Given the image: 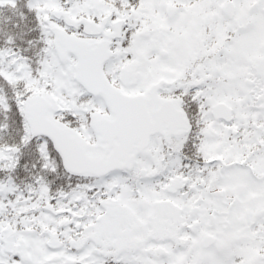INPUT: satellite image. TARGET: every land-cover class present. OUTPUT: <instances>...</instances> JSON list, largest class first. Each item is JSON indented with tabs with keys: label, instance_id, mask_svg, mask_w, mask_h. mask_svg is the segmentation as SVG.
Segmentation results:
<instances>
[{
	"label": "snow or ice",
	"instance_id": "6c2138e0",
	"mask_svg": "<svg viewBox=\"0 0 264 264\" xmlns=\"http://www.w3.org/2000/svg\"><path fill=\"white\" fill-rule=\"evenodd\" d=\"M0 264H264V0H0Z\"/></svg>",
	"mask_w": 264,
	"mask_h": 264
}]
</instances>
